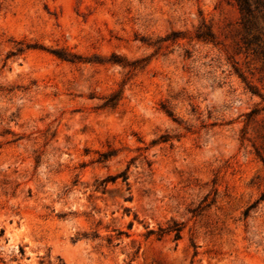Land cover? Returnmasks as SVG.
<instances>
[{"label": "rangeland", "instance_id": "rangeland-1", "mask_svg": "<svg viewBox=\"0 0 264 264\" xmlns=\"http://www.w3.org/2000/svg\"><path fill=\"white\" fill-rule=\"evenodd\" d=\"M0 264H264V0H0Z\"/></svg>", "mask_w": 264, "mask_h": 264}, {"label": "trees", "instance_id": "trees-1", "mask_svg": "<svg viewBox=\"0 0 264 264\" xmlns=\"http://www.w3.org/2000/svg\"><path fill=\"white\" fill-rule=\"evenodd\" d=\"M159 231L161 232V234H164L166 232H171L172 230L168 227L167 229H164V230L163 229H160ZM175 231H176V233H175V239H178L179 238L180 229H177ZM149 233H151V232L149 231Z\"/></svg>", "mask_w": 264, "mask_h": 264}]
</instances>
